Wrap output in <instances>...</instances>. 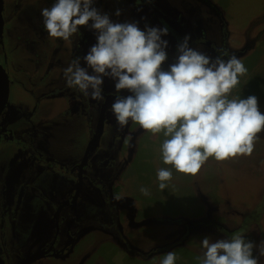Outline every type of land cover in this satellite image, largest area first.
Returning <instances> with one entry per match:
<instances>
[{"label":"rangeland","instance_id":"1","mask_svg":"<svg viewBox=\"0 0 264 264\" xmlns=\"http://www.w3.org/2000/svg\"><path fill=\"white\" fill-rule=\"evenodd\" d=\"M132 1L95 0L94 7L109 15L113 23L134 22L144 30L147 25L141 16L135 13ZM162 1L165 7H173L178 1L183 8L185 4L184 0ZM213 1L228 23L229 45L238 51L239 58L248 69L247 73L240 77V83L232 90L230 98L254 95L258 98L261 111L264 112V0ZM52 3L53 0L19 2L20 16L16 15L13 21L6 22V44L14 41L12 32L21 27L29 11L34 13L39 6L41 9L51 7ZM117 11L121 13L120 16L115 15ZM33 28L34 23L31 24V30ZM212 28L215 38L219 40L221 35L217 27ZM169 38L166 49L168 59L162 65L163 70H167L168 66L175 62L177 55L170 45ZM95 43L96 33L91 29L83 56ZM198 48L201 46L195 49L201 52L205 50ZM0 60H3L1 51ZM10 64L13 66H10V73L14 75L17 65L13 62ZM6 67L8 69V65ZM19 75L27 78V73L21 74L20 71ZM103 86L106 90H112L114 81L105 78ZM18 96L19 94L16 98ZM83 98L84 100L79 96V100L76 98L74 102L71 101L73 111L86 107L85 100L94 101L90 97ZM60 99L64 98L54 100L62 108L64 105L59 103ZM8 114L19 116V119L11 120L13 128L18 127L17 129H23L22 131L29 129L30 122L23 111L8 108ZM5 116L0 120V128L5 126ZM105 126L102 145L106 149L109 144L116 145L114 150L117 151L118 157L116 178L120 181L122 194L115 203L118 206L117 212L110 214L103 206L83 199L69 205L67 208L70 211H79L82 221L85 222L83 227H86L83 233L87 235L82 239L79 248L69 254L68 260L48 257L39 264H159L162 255L173 250L178 256L176 264H199L198 257L202 255L200 241L205 236L215 240L242 235L258 247L264 245V132L258 134L251 155L222 162L209 158L195 176L178 173L173 169L172 180L168 187L161 191L156 172L162 167H172L164 165L161 158L163 132L152 134L131 121L121 128L110 109L106 113ZM1 131L0 129V135ZM72 134L73 131L65 135L64 143L74 147L79 144V137ZM15 135L0 136L4 142L2 146L7 150L4 153L16 156L9 162L13 168L7 180V195L16 184V174H23L21 178H26L31 183L35 178L40 182L44 180L41 175L37 177L39 174L30 167V159L26 158V152H30L28 133L20 136L21 145L10 141ZM17 156L20 158L19 162ZM39 184L40 188L29 189L18 217L8 221L9 227L17 230L21 244L39 234L44 219H53L55 215L50 203L51 185ZM142 187L149 190V195L141 193ZM56 195L58 194H54V197ZM56 202H60V198H57ZM98 210L113 217L114 222L108 228L110 233L99 234L100 224L95 223L98 220ZM108 221L110 222L109 219ZM260 264H264V257H260Z\"/></svg>","mask_w":264,"mask_h":264},{"label":"flooded vegetation","instance_id":"2","mask_svg":"<svg viewBox=\"0 0 264 264\" xmlns=\"http://www.w3.org/2000/svg\"><path fill=\"white\" fill-rule=\"evenodd\" d=\"M21 1L0 0V51L3 59L0 65L8 75L9 85L6 104L0 113V120L6 113L5 126L2 125L0 129L1 135L16 134L10 141L19 145L22 144L20 136L28 133L30 152H26V158L30 159V167L39 174L37 177L41 175L44 180L40 182L35 178L31 183L21 178L23 174H16V184L7 195V180L13 168L9 162L16 156L4 153L7 150L2 146L3 138H0V264H39L48 257L68 260L69 254L79 248L87 234L83 233L86 227H83L85 222L79 211H70L67 207L83 199L103 206L114 214L118 207L115 203L122 194L120 181L116 178V145L109 144L107 149L102 145L106 113L114 102L115 88L106 90L103 86V102L85 100L86 107L73 111L71 101L74 102L79 96L84 98L81 93L66 87L64 80V69L73 60L80 58L83 66V51L91 28L81 27L80 33L67 42L50 39L43 29L39 6L34 13H27L21 27L12 32L15 39L8 45L6 22L13 21L16 15L20 16L18 4ZM184 2V8L179 1L173 7H165L162 0H133L132 6L145 25L167 27L168 35L162 39L170 37L172 49L176 50L184 37L189 36L190 47L195 49L201 46L198 49H205L203 53H211L214 59L217 56L239 58L238 51L229 45L228 23L215 2ZM32 23L35 24L33 30ZM213 26L221 35L219 40L215 38ZM10 62L17 65L14 75L10 73V66L13 67ZM20 71L21 74L27 73V78L19 75ZM75 91L78 94H73ZM130 94L127 90L121 92L122 96ZM55 98L65 99L59 101L64 105L62 108ZM8 108L23 111L30 122L29 129L22 131L18 127L13 128L10 122L19 119V116L8 114ZM72 131V135L79 137V144L74 146L76 148L64 143L65 135ZM17 160L20 161L18 156ZM39 183L51 185L50 203L55 215L53 219H44L39 234L21 244L17 230L9 227L8 221L18 217L29 189L40 188ZM54 194L58 195L54 197ZM57 198H60V202H56ZM97 213L95 223L100 224L99 234L110 233L108 228L114 222L113 217L101 210Z\"/></svg>","mask_w":264,"mask_h":264},{"label":"clouds","instance_id":"3","mask_svg":"<svg viewBox=\"0 0 264 264\" xmlns=\"http://www.w3.org/2000/svg\"><path fill=\"white\" fill-rule=\"evenodd\" d=\"M95 0H53L40 10L43 29L50 39L70 41L89 26L96 43L83 57L64 69L66 87L91 100L104 101V79L114 81L115 99L110 112L123 128L131 121L143 130L163 132L160 154L164 165L156 172L165 190L178 173L195 176L213 158L218 162L251 155L258 134L264 132V112L254 95L231 97L248 69L241 59H215L189 45L178 44L175 62L167 70V27L113 23L94 7ZM116 16L121 13L117 11ZM226 55V54H225ZM127 90L130 95L122 96ZM141 193L149 195L142 187ZM199 264H260L264 245L242 235L213 239L205 236ZM258 253V255H257ZM175 250L162 255L159 264H176Z\"/></svg>","mask_w":264,"mask_h":264},{"label":"water","instance_id":"4","mask_svg":"<svg viewBox=\"0 0 264 264\" xmlns=\"http://www.w3.org/2000/svg\"><path fill=\"white\" fill-rule=\"evenodd\" d=\"M9 85L8 75L0 65V113L2 112L8 97Z\"/></svg>","mask_w":264,"mask_h":264}]
</instances>
